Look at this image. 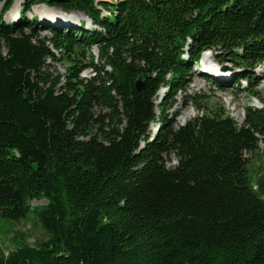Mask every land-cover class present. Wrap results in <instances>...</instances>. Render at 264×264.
I'll use <instances>...</instances> for the list:
<instances>
[{
  "label": "trees",
  "instance_id": "1",
  "mask_svg": "<svg viewBox=\"0 0 264 264\" xmlns=\"http://www.w3.org/2000/svg\"><path fill=\"white\" fill-rule=\"evenodd\" d=\"M37 5L102 30L41 28ZM188 36L191 58L219 46L254 70L264 0H22L14 22L0 16V264H264V174L251 166L264 106L240 125L199 101L176 128L166 113L186 91ZM23 221L44 236L12 233Z\"/></svg>",
  "mask_w": 264,
  "mask_h": 264
},
{
  "label": "rangeland",
  "instance_id": "2",
  "mask_svg": "<svg viewBox=\"0 0 264 264\" xmlns=\"http://www.w3.org/2000/svg\"><path fill=\"white\" fill-rule=\"evenodd\" d=\"M99 1V0H98ZM106 2H109L111 4L118 2L119 0H103ZM7 0H0V16H2V9L4 5L6 4ZM21 4L22 2L20 0H16L12 9L4 15V19L6 21L11 20L9 18H13V14H16V16H19V13L21 11ZM33 14H38L39 17V25L41 28H45L48 25H52L50 21L43 20L42 15L45 16H56L60 17L59 22L61 23V26L64 25V21H66L64 13L60 12L59 10L52 9L49 7H46L44 5L36 6L33 8V11L28 14L29 17H32ZM78 18L83 19V16L78 15ZM8 19V20H7ZM78 20V19H77ZM40 35L43 37H51L52 34L49 31L41 30ZM93 54L98 59L100 57V50L97 47H94L92 52L87 53L88 57ZM56 55L58 58H62V55L60 52H56ZM220 58L223 59L224 55L220 54ZM215 61H218L214 59ZM226 64H220L221 67L227 68L226 71L223 72L224 76H234L228 82H226L227 87L225 90L220 89L217 85L214 83H210L207 80H205L203 77L195 74L196 71H194L193 77H190L189 83L186 85L187 92L184 93H178L177 96L174 98L173 106L167 110V115L169 118H173L176 127L183 126L186 124L189 120H192L196 118L201 113L195 108L196 101H200L203 103V106L209 105L210 107H222L225 109L237 122L238 124H242L246 119V108L252 105H256V103L252 102L256 99L251 100V94H258V97L261 99L262 92L264 91V66H261V69H258L256 73L253 74V77L256 79L253 80V87H250L249 85H243L242 87H238L235 85V82L232 81V79H235L237 77V74L239 71L235 70V64L232 62L231 59H227ZM54 67L60 72L65 73V67L63 66V63H54L52 64ZM226 73L228 75H226ZM236 75V76H235ZM81 76L83 78H91L94 76V73L91 71V69L85 70ZM222 81H226L225 78L220 80V83H224ZM231 81V82H230ZM248 87L249 92L245 91V88ZM167 93L166 88H163L159 91L157 98L155 99L156 104L161 102L162 95H165ZM187 114L192 115L191 117H187ZM152 133H154L158 130V124H154L151 126ZM264 148V145H263ZM178 164V161L175 159L172 160L170 163H168V166H176ZM264 159L261 160L257 159L256 157L251 159V166L253 171L254 179L259 180L260 178V170L263 169L264 174ZM255 182V180H254ZM45 200L41 201H34L32 203L33 206L38 205H44ZM12 233H16L19 231H23L28 233L31 237L29 238V241L31 243H34L35 239L42 238L44 236V233L42 229L37 225L34 224L33 221H23L18 224H13L11 226ZM10 247V240H8V236L2 234L0 232V249H8Z\"/></svg>",
  "mask_w": 264,
  "mask_h": 264
},
{
  "label": "bare ground",
  "instance_id": "3",
  "mask_svg": "<svg viewBox=\"0 0 264 264\" xmlns=\"http://www.w3.org/2000/svg\"><path fill=\"white\" fill-rule=\"evenodd\" d=\"M16 15V14H13V16ZM60 18V17H59ZM42 19L43 20H47V21H54V18L53 17H50V16H45V15H42ZM75 24H77V22H75ZM192 115L190 114H187V117H191Z\"/></svg>",
  "mask_w": 264,
  "mask_h": 264
}]
</instances>
